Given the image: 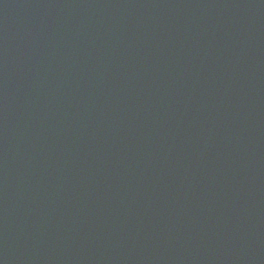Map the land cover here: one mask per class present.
Returning <instances> with one entry per match:
<instances>
[{
  "label": "water",
  "instance_id": "water-1",
  "mask_svg": "<svg viewBox=\"0 0 264 264\" xmlns=\"http://www.w3.org/2000/svg\"><path fill=\"white\" fill-rule=\"evenodd\" d=\"M0 264H264V0H0Z\"/></svg>",
  "mask_w": 264,
  "mask_h": 264
}]
</instances>
